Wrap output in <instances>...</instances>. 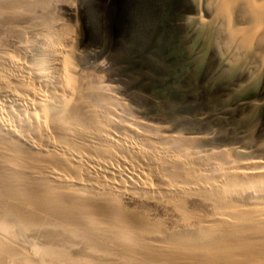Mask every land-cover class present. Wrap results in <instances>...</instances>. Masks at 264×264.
I'll list each match as a JSON object with an SVG mask.
<instances>
[{"label":"bare ground","instance_id":"bare-ground-1","mask_svg":"<svg viewBox=\"0 0 264 264\" xmlns=\"http://www.w3.org/2000/svg\"><path fill=\"white\" fill-rule=\"evenodd\" d=\"M37 1L0 0L15 36L11 47L0 39V264L8 254L14 264H264V203L235 199L264 192V161L229 155L208 167L125 121L110 94L72 72ZM209 6L212 37L235 66L264 59V0ZM126 195L172 204L182 224L146 219ZM192 197L211 211L190 210Z\"/></svg>","mask_w":264,"mask_h":264},{"label":"rangeland","instance_id":"rangeland-1","mask_svg":"<svg viewBox=\"0 0 264 264\" xmlns=\"http://www.w3.org/2000/svg\"><path fill=\"white\" fill-rule=\"evenodd\" d=\"M219 1L39 0L34 6L51 16L50 31L62 32L72 72L110 94L125 121L169 148L183 143L187 157L208 167H223L229 155L264 161V59L250 57L235 66L223 54L211 34L209 3ZM1 9L0 39L11 47L15 36L6 31ZM240 195L237 203H264V192L247 189ZM186 202L197 213L212 209L197 197ZM122 203L165 226L182 224L170 203L132 195ZM34 229L24 236L38 250ZM12 261L8 254L7 264Z\"/></svg>","mask_w":264,"mask_h":264}]
</instances>
